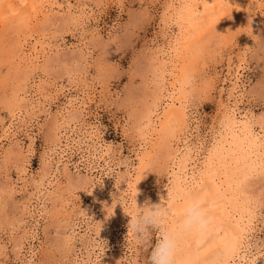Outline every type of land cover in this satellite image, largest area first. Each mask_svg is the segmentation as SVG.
<instances>
[{
	"label": "bare ground",
	"instance_id": "obj_1",
	"mask_svg": "<svg viewBox=\"0 0 264 264\" xmlns=\"http://www.w3.org/2000/svg\"><path fill=\"white\" fill-rule=\"evenodd\" d=\"M97 1L101 4L109 0ZM154 1L161 5V10L159 15H154L158 20L157 35L149 40L147 47L146 71L152 76V89L142 95L138 109L129 98L117 103L128 110L118 126L130 138L136 158L133 163L125 162V174L116 171L113 176L111 172L121 165L120 159H109V146L105 148L100 143L96 124L72 127L78 118L84 122L89 101L96 93L95 86L87 89L84 86L89 84L81 85L78 96L70 97L66 107L53 113L47 130L49 144L35 172L30 170L26 156L30 146H25L23 141L27 138L33 142L27 129L31 120L37 118L36 109L41 108L49 115V108L57 105L59 96L71 93L70 89L63 91L60 81L49 76L56 72L55 66L68 75L85 71L90 43L80 40V45L73 46L76 51L50 56L52 48L65 45V37L61 36L60 44H56L55 36L48 33L52 30L60 35L61 30L85 32L84 26L95 14L91 0H0V43L8 45L6 33L10 25L9 30L17 34L3 59L14 77L0 110V173L4 179L0 182V193L13 201L15 219L10 225L17 224L12 241L13 262L19 261L28 244L31 233L28 219L32 218L38 194L48 179L56 176L63 154L70 150L81 153V162L86 163L87 171L104 175L96 180L88 175L68 178L66 190L69 193L71 187L88 184L92 203L105 199V204L100 203L102 218L94 234L98 238L104 235L105 246L99 243V251L103 254L104 248L109 247L111 257L107 264H137L134 257L126 256L130 251L128 236L134 239L127 232L128 216L135 213L136 190L138 206L145 204L146 181L153 172L165 181L153 203H164L171 210L162 228H175L189 196L204 201L211 217L207 232L180 236L175 264H264V253H261L264 221L257 219L262 199L259 188L264 181V115L255 120L250 112H244L245 102L239 90L246 56L252 46V30L234 44L223 71L210 73L204 68V54L206 51L209 54L206 48L216 51L210 38L216 24L222 25L227 15L238 12L242 17L240 24L248 18L249 29L258 28L264 0ZM110 2L118 10L124 6V0ZM173 26L177 27L176 31L172 30ZM95 32L100 43L101 34L99 30ZM58 84L60 92L56 90ZM203 91L215 95V113L210 117L207 141L205 135L201 137L196 131L197 126L193 124L197 119L187 110L190 99ZM118 148L120 156L123 147ZM17 162L20 167L11 169V164ZM83 178L88 179L86 184ZM58 201L64 199L53 200L52 210L57 216L53 222L60 227L62 235L55 237L54 243L64 253L62 258L68 264L93 263L98 258L93 241L83 247L84 251L75 246L76 240L84 245L83 238L75 239V233L88 216L79 206L80 212L74 216L66 214L62 223ZM66 206L64 202L61 208ZM258 223L262 228H258ZM157 234L158 239V231ZM8 259L0 253V264H7Z\"/></svg>",
	"mask_w": 264,
	"mask_h": 264
},
{
	"label": "rangeland",
	"instance_id": "obj_2",
	"mask_svg": "<svg viewBox=\"0 0 264 264\" xmlns=\"http://www.w3.org/2000/svg\"><path fill=\"white\" fill-rule=\"evenodd\" d=\"M89 3L95 10V14L94 18H91V21L84 26L85 32L76 31L74 33L72 30H61L63 33L60 35L58 31L53 32L52 30L48 33L55 36L56 44L57 42L60 44L59 39L61 36L65 37V45L60 49L52 48L51 53H49L50 56L56 53L68 55L71 51H76L73 49V46L80 45V40L84 43H90L88 45L89 55L86 64H84V73L71 72V75H68L62 71H58L59 67L56 65L53 70L56 72L49 75L54 78L52 80L60 81V84L64 86L63 91L70 89L71 93L65 97L59 96L57 105H51V108H49V115L44 114L41 108H37V118L33 121L31 120L28 124L27 130L33 142L31 143L27 138L23 141L25 146H30L26 156H28L31 171L35 172L39 169L41 156L49 144L47 141V130L53 113L66 107L70 97L75 99L79 91L82 90L81 85L88 84L89 86H84V88L89 89L95 86L96 93H94L93 98L89 101L84 122H81L80 118H78L72 127L78 129L81 124H96L101 137L100 143L105 148L109 146V159H117V157L120 159L119 163L121 165L119 166L118 164V169L114 167L115 171L111 172V175L114 176L116 171L125 174V162L127 163L128 160L132 163L135 162L136 149L130 145V138L124 135L118 126L119 120H122L126 116L128 110H125L122 106H118L117 103L129 98L134 108L138 109L142 95L150 92V89H152L150 81L152 76L150 72L146 71L149 65L146 56L148 55L147 47L149 40L154 39L157 35L158 20L154 15H159L161 5L156 4L154 0H124L123 8L118 10L116 5L110 2V0L104 1L101 4L97 0H91ZM145 9H147V12H145ZM240 17V14L235 12L234 14L227 15L222 25L216 24L215 30L210 35L216 51L212 52L211 47L206 48L209 49V54L207 51L204 54V68L209 70L210 73L213 70L223 71L224 62L228 53L232 51L234 44L238 39H242V36L245 34L248 33L249 35L252 30V34H250L252 46L246 56L245 67L240 78L241 88L239 90L245 102L244 112H250L255 120H259L264 115V10L261 12V22L258 28L249 29L250 21L248 18H245L244 22L240 24ZM50 28L52 29L53 27ZM9 29H7L6 33L8 45L13 44V39L16 40L17 38L16 32L13 29ZM97 30L101 34L100 43H98V36L95 32ZM172 30L176 31L177 27L173 26ZM64 31L67 33H64ZM72 34L73 36H71ZM8 45L6 42L0 43V65L2 66H0V110H2L1 107L9 92L7 88L11 86L14 77L12 70H8L4 66L3 61L8 51ZM99 69L102 70L103 75H99ZM85 76H87V79H85ZM90 82L92 83L91 86ZM60 84H58L56 90L61 89L59 88ZM105 86L107 90L104 89ZM58 92L60 91L58 90ZM114 93L115 95H113ZM187 110L189 111L188 114L191 113L197 119V123L193 124L197 126L196 131L201 134V137L205 135L207 141L210 134V117L215 113V95L207 94L204 91L194 95L188 103ZM119 145L123 147L120 156L118 155ZM3 147L6 148L7 145H3ZM80 157L81 153L79 152L68 150V152L64 153L61 162L58 164L56 176L51 179L49 178L44 188L38 194L32 218L28 219V229L31 231V233L29 232L28 244L25 245L19 261L17 260L16 262L12 261L14 260L12 241L17 224L10 225L15 219V207H13V201L10 198L0 193V197L2 195V199H0V208H2L0 213V248L5 247L0 253L9 258L7 264H68L62 258L64 253H60L59 248L54 243L55 237L60 238L62 235L60 227H56V224L53 222L54 217L57 219L54 210H52L53 200L56 198L64 199L63 202H57V208L61 209V214L58 216L62 223H64L62 218L66 214L74 216L77 212H80L79 206H82L83 213H86V216H88L79 225L80 228L75 233V239L83 238L84 245H81L76 240V248L84 251L83 247L87 246L88 242L93 241L92 243L96 245L94 254L96 255L97 253L96 256L98 258L97 260L93 258L91 260L100 262L99 264H107L108 260H110L111 253L108 251L109 247L108 249L104 248L103 254L99 251V243L101 246H105V243L102 241L104 235L98 238L94 234V229L102 218V212L99 208L100 203L102 205L105 204V199L99 201V203L97 200H95L97 203H92L88 184L84 185L82 183L73 188L71 187L69 193L66 190L68 178L75 179L84 175L94 177L95 180L96 177L100 176L104 178V175H100L94 170L87 171L86 163L81 162ZM13 166L15 168L17 166L20 167V163L17 162L16 165L11 164L10 168H14ZM65 166H67L68 170ZM108 177L110 178L111 176L108 175ZM83 179L86 184L88 179ZM3 181L2 173H0V182ZM164 182V179L154 172L147 178L145 202L153 203L154 197ZM259 191L262 199L257 208V219L264 221V181L261 183ZM64 202L67 204L66 209L61 208ZM87 205L90 207L89 209H87ZM258 228H262L261 223H258ZM127 235L130 234L127 233ZM128 237H130V245H128L130 251L126 252V256L130 258L134 257L137 264H148L151 247L139 245L134 237L132 239L131 235ZM157 237V231L152 230V245L155 244ZM71 248L73 249L72 246ZM261 253H264V251ZM130 261H133V259H130Z\"/></svg>",
	"mask_w": 264,
	"mask_h": 264
},
{
	"label": "clouds",
	"instance_id": "obj_3",
	"mask_svg": "<svg viewBox=\"0 0 264 264\" xmlns=\"http://www.w3.org/2000/svg\"><path fill=\"white\" fill-rule=\"evenodd\" d=\"M252 23V22H251ZM136 194L133 197L135 213L128 216L127 232H130L139 245L151 247L148 264H175L178 241L184 234H203L209 230L211 217L204 201L199 197L189 196L183 204L182 218L179 223L169 230L162 228L170 209L164 203L146 201L138 206ZM152 230L159 232V238L152 245Z\"/></svg>",
	"mask_w": 264,
	"mask_h": 264
}]
</instances>
